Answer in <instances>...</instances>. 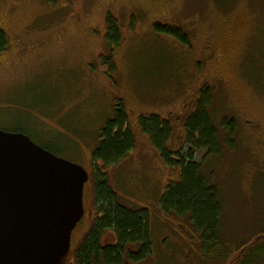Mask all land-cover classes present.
I'll list each match as a JSON object with an SVG mask.
<instances>
[{"label": "rangeland", "instance_id": "374dc122", "mask_svg": "<svg viewBox=\"0 0 264 264\" xmlns=\"http://www.w3.org/2000/svg\"><path fill=\"white\" fill-rule=\"evenodd\" d=\"M113 25L117 45L107 39ZM161 29L179 31L186 44ZM0 34V130L25 134L90 177L70 264L96 215L92 154L119 106L134 150L113 169L96 165L127 209L149 213L144 264H236L244 247L264 245V0H0ZM204 89L212 125L226 135L221 124H234L217 154L195 156L222 206L226 259L215 261L202 257L185 219L161 211L180 170L162 162L139 127L141 117L167 121V149L185 152L184 124ZM114 243L104 235V246Z\"/></svg>", "mask_w": 264, "mask_h": 264}, {"label": "trees", "instance_id": "16d2710c", "mask_svg": "<svg viewBox=\"0 0 264 264\" xmlns=\"http://www.w3.org/2000/svg\"><path fill=\"white\" fill-rule=\"evenodd\" d=\"M110 27L107 39L117 45L118 32L114 25ZM161 30L172 33L186 44V36H181L179 31ZM3 46V36L0 34V51ZM207 89L200 94L194 113L184 124L188 146L185 152L167 149L172 136V129L167 121L154 115L141 117L139 127L141 133L149 138L162 162L170 170H180V181L169 184L159 201L161 211L165 216L185 219L190 233L198 239L197 249L200 247L202 257L215 261L226 259L219 235L222 206L216 187L202 175L201 164L195 161V156L201 150L205 151V156L217 154L223 143L231 142L232 130L229 127L234 124H221L226 135H222L212 125L208 114L211 100ZM134 147L132 132L127 127V116L122 106H119L113 118L101 129L99 145L92 154V193L96 215L86 236L73 253L74 264H144L152 256L149 213L145 209H127L116 192L111 190L107 173L96 165L101 164L103 170L113 169ZM45 150L53 154L50 149ZM107 233L113 234V245L102 244ZM263 246L262 243L254 242L252 247H244L236 264H256L264 252Z\"/></svg>", "mask_w": 264, "mask_h": 264}, {"label": "water", "instance_id": "95a60500", "mask_svg": "<svg viewBox=\"0 0 264 264\" xmlns=\"http://www.w3.org/2000/svg\"><path fill=\"white\" fill-rule=\"evenodd\" d=\"M88 173L0 130V264H70Z\"/></svg>", "mask_w": 264, "mask_h": 264}, {"label": "flooded vegetation", "instance_id": "af4514ba", "mask_svg": "<svg viewBox=\"0 0 264 264\" xmlns=\"http://www.w3.org/2000/svg\"><path fill=\"white\" fill-rule=\"evenodd\" d=\"M182 36H183V35H182ZM4 47H5V45L3 46L2 50L0 51V53H2V52L4 51Z\"/></svg>", "mask_w": 264, "mask_h": 264}]
</instances>
